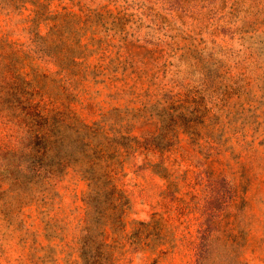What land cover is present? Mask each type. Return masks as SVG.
I'll return each instance as SVG.
<instances>
[{
	"label": "rangeland",
	"instance_id": "obj_1",
	"mask_svg": "<svg viewBox=\"0 0 264 264\" xmlns=\"http://www.w3.org/2000/svg\"><path fill=\"white\" fill-rule=\"evenodd\" d=\"M0 264H264V0H0Z\"/></svg>",
	"mask_w": 264,
	"mask_h": 264
}]
</instances>
